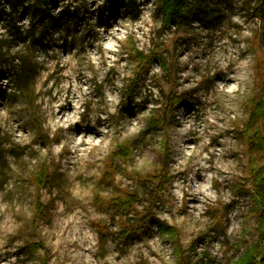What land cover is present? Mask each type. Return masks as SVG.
Listing matches in <instances>:
<instances>
[{"label": "rangeland", "instance_id": "374dc122", "mask_svg": "<svg viewBox=\"0 0 264 264\" xmlns=\"http://www.w3.org/2000/svg\"><path fill=\"white\" fill-rule=\"evenodd\" d=\"M48 1L44 29L33 0H0V264H234L260 238L264 153L241 131L260 112L264 138L257 0L178 26L157 0ZM68 87L93 133L71 158L49 114Z\"/></svg>", "mask_w": 264, "mask_h": 264}, {"label": "trees", "instance_id": "16d2710c", "mask_svg": "<svg viewBox=\"0 0 264 264\" xmlns=\"http://www.w3.org/2000/svg\"><path fill=\"white\" fill-rule=\"evenodd\" d=\"M18 0H7L10 6L14 7L15 2ZM35 4V9L40 15V19L42 21L44 16H49L50 23L43 21L42 26L44 29L49 25H53L57 23L58 18L54 16H50L47 6L49 5L48 0H33ZM158 8H160L163 14V23L165 24H173L174 26H178L183 20H191L198 19L203 20L206 16H211L214 12V5L216 0H157ZM66 4L64 6V10L61 12L63 15V19H72L78 16V8L75 6ZM253 10L260 16H264V0H257L253 4ZM216 14V13H215ZM213 14V15H215ZM204 16V17H203ZM68 24L67 22H64ZM39 31V33L43 36V32ZM2 57V55H1ZM154 57H152L153 59ZM5 63V61H4ZM22 72L24 76L31 75L30 65L25 64L22 68ZM182 97H177L176 102H181ZM259 111V108L257 109ZM261 110V108H260ZM261 113H256L254 115L250 114L247 124L243 126L241 131H254L253 136H249V144L252 145L255 150L260 151L262 154L264 153V138L259 132L257 127H254L253 124L260 116ZM250 176H252L251 184L254 190V199L255 205L260 204L261 212L258 213V227H259V235L260 238L257 239L255 243H251L248 245L244 251L234 260V264H264V167L263 166H252L250 168ZM46 177V176H44ZM43 180V179H42ZM39 180V184L41 185L43 182ZM134 201V196L129 195L128 199L124 201L125 206L130 205L131 202ZM159 223V222H158ZM159 228L163 230V226L159 225ZM169 234V233H168ZM180 249V248H177ZM177 263L176 264H187L182 258L180 251L177 250Z\"/></svg>", "mask_w": 264, "mask_h": 264}, {"label": "bare ground", "instance_id": "6f19581e", "mask_svg": "<svg viewBox=\"0 0 264 264\" xmlns=\"http://www.w3.org/2000/svg\"><path fill=\"white\" fill-rule=\"evenodd\" d=\"M108 34V29H104L101 31L99 35V40L104 38ZM98 48L101 47V43L97 42L96 44ZM101 61L105 62L106 57L101 55ZM76 88L79 90V86L77 85ZM66 95L63 98L57 100L56 104L49 106V114L52 119L53 124L56 127L66 126V128H70L71 131L67 135L68 143H71V152L73 155L71 157L78 156L77 153L82 149L80 145L84 144H91L92 142V131L89 125H81L80 122L74 120V114L78 112V102L79 97L76 94H73V91H70V88L66 90ZM80 128L83 134L80 135L79 138L75 137L74 132ZM68 150V149H67ZM76 154V155H74ZM69 160V159H68ZM82 159L78 158L80 162ZM77 161V160H76Z\"/></svg>", "mask_w": 264, "mask_h": 264}]
</instances>
